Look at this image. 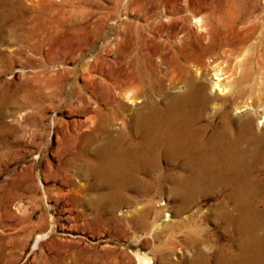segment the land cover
<instances>
[{"label":"rangeland","instance_id":"1","mask_svg":"<svg viewBox=\"0 0 264 264\" xmlns=\"http://www.w3.org/2000/svg\"><path fill=\"white\" fill-rule=\"evenodd\" d=\"M14 1L24 13L3 23L0 38V264H145L138 255L148 264H185L192 255L185 229L170 228L191 215L210 262L217 249L235 252L237 235L224 229L220 211L228 189L201 194L187 207L169 194L168 179L158 193L128 188L117 203L106 198L108 188L91 168L105 136L102 114L114 104L99 91L124 61H150L163 84L173 58L188 56V69L209 70L218 51L201 52L211 37L199 17L212 24L215 40H258L262 28L252 37L240 21L226 30L227 0H45V11L41 0ZM227 2L233 10L241 3ZM255 9L264 23V0ZM127 106L115 109L112 128L130 113ZM125 132L138 138L131 128ZM161 165L185 174L180 164ZM141 176L155 182L154 173ZM138 206L152 207L147 229L133 222Z\"/></svg>","mask_w":264,"mask_h":264},{"label":"bare ground","instance_id":"2","mask_svg":"<svg viewBox=\"0 0 264 264\" xmlns=\"http://www.w3.org/2000/svg\"><path fill=\"white\" fill-rule=\"evenodd\" d=\"M44 1L41 0L39 8L45 11L48 5ZM227 1L221 3L232 11L230 18L224 20L226 30L240 21L248 26V37L260 28L264 31L262 17L253 14L259 0H240L234 10ZM16 11L24 13L20 1L0 0V38L1 26L15 19ZM246 13L252 19L243 18ZM42 19L36 21L43 22ZM50 21L57 25V20ZM196 23L211 37L201 52L218 51L212 55L214 61L209 70L207 65H195L191 71L186 66L189 62L193 64L190 57L173 58L167 69L170 76L163 84L151 71L150 61L148 67L143 60L126 64L121 58L124 71L108 78L114 85L102 81L99 92L114 105L102 114L100 128L105 136L96 150L98 162L91 172L101 185L107 186L105 196L113 203L128 188L140 193H158L165 179L172 184L169 194L177 196L183 207L192 204L201 194L228 189V200L220 202V211L224 229H231L237 235L236 251L230 247L217 249L210 262L209 255L199 246L203 243L202 229L196 216L191 215L170 228L171 232L178 225L185 229L182 241L192 251L185 264H264V203L261 204L264 196V34H259L258 40L228 36L225 40H215L211 23L202 17ZM120 96L122 100L118 99ZM126 102L133 105L129 107L130 113L121 114L124 119L120 118L119 127L112 128L115 109L128 107ZM126 127L138 136L135 141L125 132ZM163 162L180 164L185 174L165 171ZM150 173H154L155 182L141 176ZM151 209L137 207L138 215L133 219L137 227L150 226ZM168 220L167 217L162 221ZM168 242L173 245L174 238ZM137 258L148 264L146 256Z\"/></svg>","mask_w":264,"mask_h":264}]
</instances>
